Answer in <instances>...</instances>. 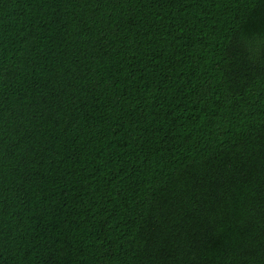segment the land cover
Segmentation results:
<instances>
[{
  "label": "trees",
  "instance_id": "trees-1",
  "mask_svg": "<svg viewBox=\"0 0 264 264\" xmlns=\"http://www.w3.org/2000/svg\"><path fill=\"white\" fill-rule=\"evenodd\" d=\"M0 264H264V0H0Z\"/></svg>",
  "mask_w": 264,
  "mask_h": 264
}]
</instances>
